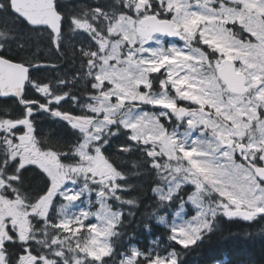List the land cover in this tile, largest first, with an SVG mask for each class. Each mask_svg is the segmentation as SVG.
<instances>
[{
    "label": "rangeland",
    "instance_id": "rangeland-1",
    "mask_svg": "<svg viewBox=\"0 0 264 264\" xmlns=\"http://www.w3.org/2000/svg\"><path fill=\"white\" fill-rule=\"evenodd\" d=\"M90 1V8L81 16L69 17L65 36L70 46L72 37L76 36L73 33L81 32L79 51L83 49V39L93 38L95 43H91L90 48L95 47V51H88V55L90 65H94L92 61H98L95 77L99 80L97 89L100 94L81 105L75 98L72 102L78 109H85V113L89 109L95 115L111 117L119 115L121 107L126 106L119 120L121 127L135 137L137 147L155 159L152 165L162 173L154 177L162 181L154 192L163 201L178 202L175 208L172 204V210L157 219L170 228L172 239L185 246L194 243L219 214L251 217L264 212V185L222 142L227 141L229 132V125L225 122H230L234 126V136L248 138L253 149L263 148L264 120L261 122L256 117L255 105L250 100L230 96L217 76L218 61L222 57L238 59L242 71L248 72L252 79L264 76V19L258 16L264 13V0H229L241 4V9L227 5L225 0ZM152 12L171 19L185 35L184 42H166L161 36L141 37L138 33L141 19ZM236 19L245 25L254 39L256 37L257 44L230 38L231 28L226 24L228 20ZM201 44L216 51V55L210 58ZM164 68L168 77L160 83L163 91L142 92L139 89L140 85L147 84L140 69L157 72ZM41 90L49 92L52 87ZM175 93L180 99L213 110L225 122L198 112L183 121V130L166 131L157 114L164 112L153 109L172 104ZM256 98L264 104V87L257 91ZM146 104L151 105L146 109L142 106ZM30 115L26 110L22 118ZM23 119L20 121L25 123ZM253 122H259L256 132L250 130ZM5 125L0 122V153L5 157L16 153L25 159L24 164H37L51 184L59 172V177L63 178L59 168L35 160L27 138L24 146H17L15 142L18 141L11 140L15 134ZM109 130L105 123L91 131L82 130L83 139L73 151V161L77 163L67 164L63 169L68 177L63 181L61 196L68 202L66 208L73 224L72 264H102V259L113 250L112 236L122 218V210L112 208L108 203L114 193L101 192L91 186L92 181L97 182L104 175L95 177L87 171L94 168L99 149L105 145H100V133H109ZM25 134L29 135L28 132ZM109 165L108 176L117 178L109 181L108 177L104 184L111 191H126L129 187L126 176L112 162ZM186 186L192 188L181 196ZM64 212L65 206H62ZM85 241L86 246L81 247ZM155 249L153 264H165V260L167 264H177L175 251H164L161 247ZM139 253L134 248L119 264H137L135 257Z\"/></svg>",
    "mask_w": 264,
    "mask_h": 264
},
{
    "label": "trees",
    "instance_id": "trees-1",
    "mask_svg": "<svg viewBox=\"0 0 264 264\" xmlns=\"http://www.w3.org/2000/svg\"><path fill=\"white\" fill-rule=\"evenodd\" d=\"M88 1L69 0L63 3L62 0H58L63 6L60 10L66 18L81 16L91 6L89 4L91 1ZM50 38L52 39L50 33L44 31V28L34 30L24 20L14 15L9 0H0V45H3L4 57L31 65L38 60L51 62L52 57L56 56L61 61L68 62L64 72L78 69L82 60L79 45L73 43L65 49L61 46L62 50L56 51ZM21 44L23 47L19 46ZM31 74L26 89L29 99L36 98V83L42 84L49 80L47 71L35 69ZM23 112L24 108L15 99L0 98V119H18ZM32 120L36 125L37 143L42 149H52L58 154L67 153L69 156L83 139L77 129L42 112L33 115ZM123 144L120 146H124ZM118 147L119 141L115 145L116 149ZM74 158L75 155L72 160ZM117 158L126 162L124 165L126 170L137 165L133 171L141 174L134 176L137 180L133 190L123 193L117 203L110 201L123 208V215L117 234L113 238L116 251L113 256L104 259V264L112 260L118 264L125 254L131 253L134 246H138L141 254H148L149 257L148 261L137 260V264H152L155 247H161L164 251L174 250L178 256L177 264H215L218 261H226L227 264H264V215L247 220L240 216L219 214L199 240L192 245L184 246L173 240L170 231L156 222L157 214L166 212L167 206L152 194L151 187L157 182L156 179L152 180L146 162L144 163L143 159L130 161L129 152L122 149L117 150ZM22 175L24 187L31 192L36 184V189L41 191L40 195L43 194L47 181L39 168L27 166L22 170ZM157 236L160 238L156 241Z\"/></svg>",
    "mask_w": 264,
    "mask_h": 264
},
{
    "label": "flooded vegetation",
    "instance_id": "flooded-vegetation-1",
    "mask_svg": "<svg viewBox=\"0 0 264 264\" xmlns=\"http://www.w3.org/2000/svg\"><path fill=\"white\" fill-rule=\"evenodd\" d=\"M227 25L231 28L230 36L233 38L234 36L237 37L236 39L240 40H248V38L250 37L254 38L253 36L248 37L246 35L250 31L247 32L242 22L228 20ZM92 62L94 63V65H90V57L88 55V52L86 51V53L83 54V59L81 60V81L83 91H85L86 94L90 93L91 97H95L99 94V91L97 89V84H99V80H97L95 77V67L98 64V61ZM58 64L67 65L68 62L62 61L59 63V61H51V65L56 66ZM236 64L238 70L242 71L243 69L238 59H236ZM64 69L65 68L63 67L55 69V73H58L61 76H65L66 72H64ZM140 71L144 73L147 81V84L140 85L139 89L142 92L150 91L158 93L163 91L158 89V84H155V81L159 75H161V79L166 81L168 77L166 71H163V73H154L146 69H140ZM244 73H246L247 75V92L243 95L229 92V95L236 97L240 96L241 98L253 97L254 100L252 101V103L257 106L256 93L257 90L262 86V80L252 79L251 75L248 72ZM135 75L136 73L134 72L133 76L135 77ZM63 79L64 78H56L54 80L53 87L55 88V90H57L58 87L63 86ZM258 82H260L259 85ZM169 89H171V86H169ZM52 95L53 92H50L49 96ZM0 98L7 99L1 96ZM82 99L80 101V104L82 103ZM48 101L49 102L47 103L50 105L49 108H54V106H62V108L64 109L67 108L66 106L68 105L65 104L66 100L63 96H59L58 100L50 98ZM135 105L136 104L132 106L134 107ZM149 105L151 104H146L142 106L147 109ZM171 105L180 107H182L181 105H186L188 106L190 111L185 117H179L177 116V113L179 111L178 109L169 110L166 108L167 106ZM198 106L199 105L195 103L180 99L175 93V96H173L172 104L154 107L155 109L153 110L158 111L159 109H161L164 112V114H157L159 116L160 123L166 131L169 129H179L181 131V129L184 128L183 121L191 114L200 112ZM125 107L126 106H123L121 108V113L118 115L119 117H121ZM80 110L85 113V109L81 108ZM90 112L91 111L87 109V113ZM91 114L94 116L93 118H99V116L97 117L95 113L91 112ZM210 116L222 120L220 116H217V114H215L214 111L212 114H210ZM98 120L100 121L101 119ZM257 123L259 122L252 124L253 126L250 129L251 131L256 132L258 130L256 126ZM229 127L230 130H233L234 128V126L232 125H229ZM9 128L14 133H16V136L19 139H24L22 128L14 126H10ZM230 130L227 133V137L228 135H230ZM113 131L114 129L111 128L109 130V133L108 131L100 133L102 136L99 141L100 145L101 143L103 144L105 139ZM260 133L261 130L258 131V135ZM246 140L248 141V139H244L243 142H247ZM123 147L125 149L127 148L126 146ZM31 148L34 152L35 160L42 159L45 162H54L55 166L62 167V162L57 158L50 159L48 157H44V152H39V150L36 149L35 144L32 143ZM232 148H234L235 150L237 149L236 146ZM128 149L131 158L130 161H140L141 159H143L144 163L146 162V160L142 157L137 159L138 154H146V152L142 151L139 147H137L135 142L129 144ZM100 150L101 148L99 149V165L95 167V171L92 172V175L96 177L101 176L102 174L104 175V177L102 178L101 176L98 181H107L108 177L109 179L113 178V175L108 176V172L110 171V165L108 161L109 159H111V155L115 157V150L117 149L111 144H105L101 152ZM237 157L243 162V164H245L247 169L254 173L255 167L264 166V145L263 148L260 147L253 149L248 144V148L244 156L237 155ZM16 158H18L19 162L22 160V157L19 155H16ZM151 160L147 161V167H149L150 164L152 165ZM16 164L17 161L8 162L6 161L4 155H0V166L6 167L0 171V264H5L3 254V251L5 250L8 253L9 264H17V256L21 253V251L25 248L26 245L28 248L31 249V254L20 257L19 264H72L74 244L73 233L71 231V228L73 224L66 208L68 202L66 199H64L65 201H62V198H60L64 187L63 181L66 179L65 173L62 172L63 180L59 178V174L57 175L55 182L53 183V185L50 186L48 193L43 199H41L40 197H38L40 189H36V184L34 188H32L31 192L30 190H28V188L24 187L22 170L19 171L15 166ZM34 167L36 168V166ZM154 167L155 166L152 165V167L149 168L152 169ZM40 205H42V208L39 207ZM62 206H65L64 213H62ZM37 216L47 218L43 220L42 224L40 220L36 219ZM49 221H51L52 223H49ZM57 224H60L61 227H57ZM13 229L15 231H12ZM9 236H15L16 242H9L5 247V241L9 240ZM37 256H39L40 259H35V257Z\"/></svg>",
    "mask_w": 264,
    "mask_h": 264
},
{
    "label": "water",
    "instance_id": "water-1",
    "mask_svg": "<svg viewBox=\"0 0 264 264\" xmlns=\"http://www.w3.org/2000/svg\"><path fill=\"white\" fill-rule=\"evenodd\" d=\"M12 11L27 21L29 25L40 24L41 21H47L54 27H59V16L52 8V0H10ZM29 21L31 23H29ZM146 33H163L172 38H179L177 32L170 20H159L156 16H149L143 20ZM40 27H44L41 24ZM60 34V32L58 33ZM57 34V35H58ZM22 63L7 59L0 58V92L3 96H13L18 98L23 103L22 98L26 82L29 79L30 67ZM219 76L227 85L228 89L235 93L245 92L246 78L244 74L236 71L235 63L226 58L218 70ZM59 118L71 121L73 120L76 125L85 127L88 123L80 116L70 113L57 114ZM106 121L112 122L115 119L105 118ZM90 124V123H89ZM231 145V141L227 143ZM264 169L258 172V176L264 180Z\"/></svg>",
    "mask_w": 264,
    "mask_h": 264
},
{
    "label": "snow or ice",
    "instance_id": "snow-or-ice-1",
    "mask_svg": "<svg viewBox=\"0 0 264 264\" xmlns=\"http://www.w3.org/2000/svg\"><path fill=\"white\" fill-rule=\"evenodd\" d=\"M63 6L58 2V0H52V8L53 10L56 11L57 15L59 16V27H54L52 24L48 23L47 21H41L40 24H32V27L34 30L40 28L41 24L44 25V31H48L50 33V35L52 36H55L57 35L59 32H61L63 30V27H64V24H65V18L63 16V13L60 11V9L62 8ZM70 22V21H69ZM29 23H31L29 21ZM53 43V47L56 48L57 51L60 50V44L58 42H56L55 40L52 41ZM20 47H23V45H19ZM3 45H0V58H3ZM46 66L43 62H41L40 64L38 65H34V67H44ZM53 67H55V65H52ZM22 67H27V66H23ZM134 127V126H133ZM143 131V130H141ZM129 140L130 141H134L135 140V137L133 135H130L129 136ZM123 147V146H121ZM65 156H67V153H65ZM149 167H152V165L150 164ZM59 195V194H58ZM55 198V197H54ZM60 198H63L62 196ZM50 210V209H49ZM47 217H40V216H37L36 219L37 220H40L41 223L43 224V220L46 219ZM49 223H52L51 221H49ZM57 227H61L60 224H57L56 225ZM12 231H15L14 229ZM9 242H12V243H15L16 242V238L15 236H9V240L8 241H5V247L7 245V243ZM26 244V242H25ZM3 254H4V261H5V264H9V261H8V253L7 251H3ZM31 254V249L27 247V245L25 246V248L21 251V253L17 256V264H19L20 262V257L24 256V255H30ZM35 259H40L39 256L35 257ZM136 260H145V261H148L149 260V257H148V254H139L135 257ZM165 264H167V261L165 260Z\"/></svg>",
    "mask_w": 264,
    "mask_h": 264
},
{
    "label": "bare ground",
    "instance_id": "bare-ground-1",
    "mask_svg": "<svg viewBox=\"0 0 264 264\" xmlns=\"http://www.w3.org/2000/svg\"><path fill=\"white\" fill-rule=\"evenodd\" d=\"M107 6V5H106ZM75 9V8H74ZM46 35V34H45ZM98 117V116H97ZM46 120V119H45ZM36 126V125H35ZM72 132V131H71ZM126 136V135H125ZM124 145V144H123ZM53 146V145H52ZM128 209V208H127ZM148 209V208H147ZM126 213V212H125ZM124 213V214H125ZM124 217V216H123ZM257 239V238H256ZM123 245H125V244H123ZM11 246V245H10ZM125 247V246H124ZM143 247V246H142ZM10 250V249H9ZM144 250V249H143Z\"/></svg>",
    "mask_w": 264,
    "mask_h": 264
}]
</instances>
